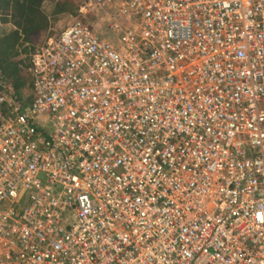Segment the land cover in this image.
Returning a JSON list of instances; mask_svg holds the SVG:
<instances>
[{"label": "built area", "instance_id": "1", "mask_svg": "<svg viewBox=\"0 0 264 264\" xmlns=\"http://www.w3.org/2000/svg\"><path fill=\"white\" fill-rule=\"evenodd\" d=\"M72 20L0 89V264H264V0Z\"/></svg>", "mask_w": 264, "mask_h": 264}, {"label": "trees", "instance_id": "2", "mask_svg": "<svg viewBox=\"0 0 264 264\" xmlns=\"http://www.w3.org/2000/svg\"><path fill=\"white\" fill-rule=\"evenodd\" d=\"M83 2V1H82ZM81 0H0V89L31 99L35 41L52 36L50 19L77 15ZM42 38V39H43Z\"/></svg>", "mask_w": 264, "mask_h": 264}, {"label": "rangeland", "instance_id": "3", "mask_svg": "<svg viewBox=\"0 0 264 264\" xmlns=\"http://www.w3.org/2000/svg\"><path fill=\"white\" fill-rule=\"evenodd\" d=\"M83 1V2H82ZM86 0H81V5L84 4ZM106 10H95L90 13H87L84 17L86 21H88L93 28L101 33L104 37H108L112 42L117 43L118 42V35L114 34L110 30V24L115 20L118 19V17H111L108 15ZM108 11V10H107ZM111 12V10H110ZM114 15V14H113ZM74 15L68 14V15H58L57 17L50 19V29L51 33H54L53 35H58L62 31H64L66 28H68L73 21ZM43 38V37H42ZM37 39L35 41V44H39L43 39Z\"/></svg>", "mask_w": 264, "mask_h": 264}]
</instances>
